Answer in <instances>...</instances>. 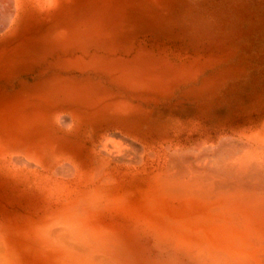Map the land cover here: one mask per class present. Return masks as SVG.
<instances>
[{
  "label": "rangeland",
  "instance_id": "1",
  "mask_svg": "<svg viewBox=\"0 0 264 264\" xmlns=\"http://www.w3.org/2000/svg\"><path fill=\"white\" fill-rule=\"evenodd\" d=\"M19 28L0 36L2 221L106 177L140 200L169 147L264 133V0H54Z\"/></svg>",
  "mask_w": 264,
  "mask_h": 264
},
{
  "label": "bare ground",
  "instance_id": "2",
  "mask_svg": "<svg viewBox=\"0 0 264 264\" xmlns=\"http://www.w3.org/2000/svg\"><path fill=\"white\" fill-rule=\"evenodd\" d=\"M53 1L0 0V36ZM186 146L159 155L140 200L106 177L24 227L0 220V264H264V133Z\"/></svg>",
  "mask_w": 264,
  "mask_h": 264
}]
</instances>
